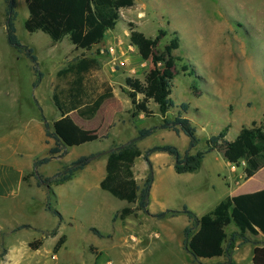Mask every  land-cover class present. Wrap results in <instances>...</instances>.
Masks as SVG:
<instances>
[{
  "label": "rangeland",
  "instance_id": "374dc122",
  "mask_svg": "<svg viewBox=\"0 0 264 264\" xmlns=\"http://www.w3.org/2000/svg\"><path fill=\"white\" fill-rule=\"evenodd\" d=\"M15 10L16 34L25 48L14 47L8 42L7 5L5 0H0V160L4 164H13L20 154L24 158L38 156L37 159L49 156L55 140L46 132L47 129L53 131L52 122L60 117L53 93L56 87H68L71 80V77L58 78L57 73L78 57L85 55L99 59L98 73L101 79L111 80L115 96L105 101L91 123L99 126L100 135L108 130L111 133L109 138L69 148L62 157L35 168L26 177L19 195L0 199V254L5 251L0 264L11 263L10 248L13 244L23 245L25 242H28V254L25 256L22 252L21 259L26 264H104L108 260L106 253L112 264H134L136 261L142 264L226 262L227 256L212 260L193 257L184 231L180 235L182 246L174 235L173 238L161 236L164 229L160 222L163 219H152L154 229L142 231L139 228L124 235L128 249L137 246L142 251L124 248L123 238L118 232L116 236L120 240L111 242L94 235L91 228L113 232L118 225L112 220L113 213L125 207L137 208L139 204L138 201L129 204L119 200L100 188V178L106 172L108 153L105 152L136 138L139 129L157 127L162 123L159 107L153 102L150 108L155 112L154 117L140 120L133 116L130 98L120 90L127 77L144 81L153 67L151 60L143 59L131 44V24L149 38H155L161 30L165 31L166 35L157 47L159 51H163L174 37L180 39L179 49L173 52L176 73L171 98L176 106L167 117L173 119L182 113L191 120L199 139L194 151L188 153L194 154L206 150L205 141L225 129V139L233 141L241 129L253 121L264 127V0H135L134 6L120 11L116 27L109 30L104 40L90 51L75 48L68 37L53 42L41 31L28 32L24 27L29 16L26 0H16ZM27 49H32L37 65L29 57ZM36 69L41 74L40 80ZM181 104H187V111L181 109ZM71 115L77 118L76 112ZM33 119L40 120L43 125L49 144L47 150L41 130L36 127V122H32ZM112 123L113 127L108 129ZM160 133L139 141L141 151L146 154L149 149L164 144L179 150L188 148V143L178 135L166 131L167 134L161 136ZM3 136L7 140H1L5 138ZM87 152L97 154L88 167L76 173L71 181L59 185L57 173L82 157L80 153ZM160 155L161 162L172 159V155L167 153ZM215 155L218 154L213 153L210 157ZM164 169L165 177L159 181V169L153 164L149 173L150 191L153 185L165 187L168 167ZM34 171L41 176L40 180L33 175ZM202 185L207 186V182H202ZM144 186L145 183L141 189ZM48 200L61 218L45 210ZM148 201L150 204L155 202L150 194ZM144 215V211L137 210L128 218L144 224ZM183 221L182 217L172 220L173 234L179 233ZM24 224L31 227L9 234ZM188 228L193 235L198 230L197 222L193 221ZM57 229L67 236L63 247L54 254V246L63 235L57 231L51 234ZM236 231L234 225L227 228L229 240L226 246H230L232 260L235 264H251L253 248L255 244L264 245V236L239 232V236L230 241V236ZM39 239L41 245L35 250L30 248V243Z\"/></svg>",
  "mask_w": 264,
  "mask_h": 264
},
{
  "label": "trees",
  "instance_id": "16d2710c",
  "mask_svg": "<svg viewBox=\"0 0 264 264\" xmlns=\"http://www.w3.org/2000/svg\"><path fill=\"white\" fill-rule=\"evenodd\" d=\"M7 5V40L17 48H25L19 41L16 34V0H5ZM29 12L24 22L25 29L30 32L41 31L50 36L53 42H60L68 37L69 41L77 48L90 51L95 45L100 44L109 30H113L119 19L120 11L135 5V0H26ZM166 35L165 31H159L155 38L147 37L143 32L137 30L133 24L130 28V42L138 49L140 56L145 60H151L152 69L145 75L144 81L127 77L126 92L133 105V116L144 114L146 118L154 117L155 112L150 108V103H156L162 115L161 125L153 128L138 130V136L125 144L116 146L108 152L106 162V175L100 183V188L113 197L128 203L139 202L138 207L123 208L119 215L126 218L136 213L137 210L147 212L150 194V176L145 182L143 189L138 185L133 167L135 161L142 155L138 146L140 140L153 134L156 129H170L177 133L183 131L190 140V147L194 148L199 139L197 130L190 119L182 113L173 119L167 117L174 108L175 102L171 98L172 82L176 73V58L173 52L180 47V39L174 37L167 44L163 51L157 50L158 44ZM31 60L37 65V57L32 49H27ZM99 59L96 57L80 56L70 63L66 68L57 73L58 78H69L68 87L63 89L55 88L53 101L60 110L61 118L52 124L53 131L47 129V136L55 140V146L49 149V156L35 161L37 168L51 161L52 158L62 157L71 147L80 146L100 139L97 130L84 129L80 127L70 116L76 111L79 116L85 119L93 118L102 104L113 97V88L107 83H100L95 72L100 69ZM36 71L39 73L38 69ZM41 74L39 73V80ZM140 96V97H139ZM181 109L187 111V104H181ZM48 128V124L45 125ZM226 129L217 135L208 138L206 150L194 154L182 155L177 147L173 145L157 146L146 151V155L152 152H165L176 159L175 168L178 173L197 171L206 154L212 151L223 152L225 159L236 166L245 162V179L251 178L264 166V127L253 121L250 126L241 129L233 141L225 139ZM107 137V136H104ZM96 154L82 156L57 173V182L62 184L73 178L75 173L84 169ZM33 175L40 180L41 176L33 172ZM46 211H49L59 218L61 214L55 210L47 201ZM191 219L198 223V230L190 235L191 229L185 230L189 238L188 249L196 259H211L227 256V261L220 264H235L230 253V246H226L229 240L227 228L234 225L237 231L230 237L235 240L241 234L251 233L264 236V189L242 194L234 197H227L216 205L211 211L201 218L196 217L186 207L183 210ZM54 230L51 234H56ZM91 231L102 237V233L91 228ZM238 232V233H237ZM66 237L62 236L54 247L57 253ZM30 243V248L37 249L42 241ZM5 251L0 254L3 256ZM253 264H264V245H258L253 251Z\"/></svg>",
  "mask_w": 264,
  "mask_h": 264
},
{
  "label": "crops",
  "instance_id": "0c3cea01",
  "mask_svg": "<svg viewBox=\"0 0 264 264\" xmlns=\"http://www.w3.org/2000/svg\"><path fill=\"white\" fill-rule=\"evenodd\" d=\"M98 45H95L94 47H96ZM95 76L98 78L100 83H107L113 88V97H114L115 96V92H114L115 86L111 85V80L101 79V75L98 73V70L95 72ZM122 87H125V85L120 86V90L124 94L125 92L122 90ZM117 91H118V89H117ZM125 95H127V93H125ZM109 99H111V98H109ZM130 101H131V99H130ZM103 104H102V106H103ZM131 105H132V103H131ZM132 107H133V105H132ZM100 109L98 110L96 115L91 119H85V118L79 116L76 111H74V112L77 113V118L72 117L71 114L73 112L70 113V116L80 127L84 128V129H88V130L94 129V130H97L99 133V126L96 124H91V123L94 121V119L98 115ZM55 117H57V116H55ZM137 117L140 120L146 118L144 116V114H142V113L137 115ZM45 118H42V120L44 122H48V120H46L47 118L46 119ZM60 118H61V114H60V117L55 118V120H53V122L60 119ZM32 122L33 123L36 122V127L41 130V135L43 138L44 147H45V150H47V148H49L48 147L49 144L46 141V137L44 135L43 125H42L41 121L37 120V119H33ZM53 122H52V124H53ZM112 127H113V123L109 126L108 129H110ZM166 131L169 133H172L174 135H178L180 138H183V140H185L186 143H188L187 149H185V150H179L178 149L182 155H185L186 153H192L194 151V148L190 147V143H191L190 138L187 135H185V133L183 131H180L179 133H177V132L170 130V129H159L158 128L153 132V134L161 132L160 133L161 136H165L167 134V133H165ZM30 135H32V133H30ZM104 136H107V137H104ZM110 136H111V133L108 132V130H107V132L105 134L100 135V139L109 138ZM3 137H5V138H2L1 140H4V139L7 140L6 136H3ZM105 140H107V139H105ZM140 141H144V140H140ZM120 145H122V144H120ZM164 145H166V144H164ZM159 146H163V145H159ZM75 147H77V146H75ZM155 147H157V146H155ZM108 152H110V150ZM108 152H105V153H108ZM160 153H165V152H153L151 154L146 155L142 151V155L136 159L135 165L133 167L135 179H136L138 185L140 186V188H141V186H143V183H145L146 180L148 179V176H149L151 168L153 167V164H154V166H157L159 169V172H158V174L160 176L159 181H161L162 178L164 179V177H165V175H164L165 169L164 168L168 167V170H167L168 177H167V182H166L165 187L159 188V187H157V185L156 186L153 185L151 187L150 196L153 199V201H155V202L153 204H150V202H149L147 212H144V214H145L144 215L145 216L144 224H141V223H143V221L141 223H139V222H136L135 219H133V220L129 219L128 217L130 215L127 216L126 218H123V219H121L120 217L114 219V216L116 214L119 215V213H120V212H115V213H113V217H112L113 222L116 223V225L118 224L117 228H115V231H113V232H102L98 228L92 227V228L98 229L103 235L102 237H99L96 235L97 237L107 239L111 242H117L120 240L119 236L118 237L116 236L117 235L116 233L118 232V235H120V237L123 238V247L129 251H135V250L140 249V247L138 248L137 246H135V247L132 246L134 249H128L127 245L124 244V235L128 231L129 232L133 231V230L137 231L139 228L140 229L142 228V231L143 230L144 231L151 230L153 228V225H154V224L152 225V221H153L152 219H155V220L156 219H158V220L163 219L164 221L160 222L161 226L164 229L163 233L160 232L161 236L164 235V236H166V238L167 237L173 238V235H174V236H176V238L179 239L180 245L182 246V243H181L182 240L180 239V235L183 233V231L185 233V230L194 221L193 219H191L189 217L188 214L183 212L184 207H186L196 217L201 218L203 215H205L206 213L211 211L216 205H218L221 201L225 200L227 197H234V196H238V195H242V194L253 193V192H257V191L264 189V166L257 172V174L255 176L248 178V179H245L244 168H245L246 164L243 163L240 166L233 165L225 159L223 152L212 151V152L206 154V156L203 158V161L201 163L200 168L197 171L188 172V173H178L176 171V168H175V164H176L175 157L172 156V159H170L169 161L161 162L159 160L161 158ZM213 153H217L218 155L210 157V155ZM80 154L82 156H88V155L96 154V153L87 152V153H80ZM18 156H19V159L14 161L13 164H4V162L0 160V199H6V198L8 199L10 197H14L16 195H19V192L21 190L20 188H23V186L25 185L26 177L29 174H31L33 170H35V167H34L35 161L39 160V159H37L38 156L26 157V158H24V156L21 154ZM107 156H108V154H106V162H107ZM209 158H213V159L211 160ZM52 160H53V158L51 159V161ZM86 167H88V166H86ZM105 168H106V164H105ZM84 169H82V170H84ZM79 171H81V170H79ZM79 171H77L76 173H78ZM91 173L94 174V172H92V171H91ZM105 175H106V172H105ZM105 175H104V177H105ZM104 177L102 175V177L100 178L101 179L100 183L104 179ZM71 180L72 179H70L69 181H71ZM143 180H145V182H141ZM69 181H67V182H69ZM204 181L207 182V186L202 185V182H204ZM54 193H55V191H54ZM133 209H135V208H133ZM178 217H182L185 221H183L184 224L180 228L179 233L177 235H175L171 231V226H172L171 222H172V220H174V218H178ZM131 222H135V223H131ZM129 224H131V225L129 226ZM21 226L22 227H15L14 229H12L9 234L19 232L21 230H25V228H27V227H31L30 225L26 226L25 224L21 225ZM128 226H129V228H128ZM197 226H198V223H197ZM57 232H58V234H63L62 232H59L58 229H57ZM5 234H6V232H5ZM260 235H262V234H260ZM62 236L66 237L67 235L63 234ZM161 236H160V238H161ZM65 242H66V240H65ZM27 244H28V242H25L23 245L13 244V246L10 248L11 255L9 256V258H11V257H13V258L10 260L12 262L9 264H26L25 262L22 261L23 259H21V257L23 256L22 252L23 253L25 252V254H24L25 256L28 254V252L26 250ZM97 244L99 245V243H97ZM258 245L259 244H255L254 248ZM254 248H253V251H254ZM100 250L102 252H105L101 246H100ZM140 250L142 251V248ZM46 251L48 253L47 249H46ZM253 251H252V254L250 255L251 264H253ZM57 253H54V254H57ZM106 255L108 257V260L104 264H106V263L112 264V262H110L111 259L109 258L107 253H106ZM220 258H222V257L211 258L209 260L220 259ZM246 258H248V257H246ZM134 264H142V262L136 261V262H134Z\"/></svg>",
  "mask_w": 264,
  "mask_h": 264
},
{
  "label": "water",
  "instance_id": "95a60500",
  "mask_svg": "<svg viewBox=\"0 0 264 264\" xmlns=\"http://www.w3.org/2000/svg\"><path fill=\"white\" fill-rule=\"evenodd\" d=\"M48 183H49V181H48Z\"/></svg>",
  "mask_w": 264,
  "mask_h": 264
}]
</instances>
